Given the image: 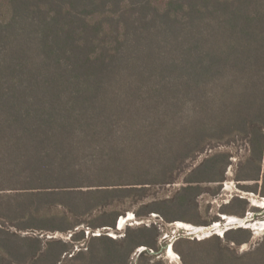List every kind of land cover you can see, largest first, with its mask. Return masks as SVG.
I'll use <instances>...</instances> for the list:
<instances>
[{
	"label": "trees",
	"instance_id": "obj_1",
	"mask_svg": "<svg viewBox=\"0 0 264 264\" xmlns=\"http://www.w3.org/2000/svg\"><path fill=\"white\" fill-rule=\"evenodd\" d=\"M230 170L264 198V0H0V264H130L141 247L135 264H161L157 227L91 234L128 211L210 226L200 197ZM252 239L173 249L264 264V236L239 251Z\"/></svg>",
	"mask_w": 264,
	"mask_h": 264
},
{
	"label": "rangeland",
	"instance_id": "obj_2",
	"mask_svg": "<svg viewBox=\"0 0 264 264\" xmlns=\"http://www.w3.org/2000/svg\"><path fill=\"white\" fill-rule=\"evenodd\" d=\"M228 181L222 184L221 190L218 194L213 195L211 192L205 193L203 196L200 197V204L203 210H208L209 215L211 217H218L220 220L213 222L210 226H197L191 223H186L182 221H177L173 223H165L161 218L158 217L156 214L150 215V217H145L142 219H138L135 217L133 211H128L124 213L122 216L118 218L117 227L115 230L110 228H103L100 230H96L91 236H100V235H107L114 239H122L125 235V232L128 227H138V226H146V227H157L160 238L158 242V253L156 257L153 258L154 262H160L161 264H183L181 256L173 249V245L177 243L181 239H188L190 241H202L204 239L210 238L214 235L223 237L224 233L223 230L226 229L225 221L222 219L221 208L224 204L229 203L234 197H241L248 200L251 206L261 209V212H247L245 218L241 219H249L250 223H259L264 222V198L260 197V195H256L253 193H245L238 189L237 183L232 180V172L231 170L228 172ZM135 208V207H134ZM225 216V215H224ZM237 217V216H235ZM239 218V217H238ZM121 224V225H120ZM217 224H220L218 228H215ZM185 226V227H184ZM228 226V225H227ZM236 225H229V227L237 228ZM249 225L243 226L247 227L244 229H248ZM192 227V228H191ZM250 227V226H249ZM194 228V229H193ZM222 235H220V232ZM249 230L253 234V239L249 244L242 245L240 247V252H245L256 247L262 240L264 236V223L260 225L256 230L253 227H250ZM90 231H86V235L89 236ZM34 234V233H31ZM40 238H55V239H62L65 241L71 240V235H63V234H35ZM79 247V248H78ZM86 244H81L76 246L75 252L79 251L80 248H85ZM146 247H141L137 249V253H141L145 251ZM180 250H185L184 246L179 244ZM173 251L172 254L169 251ZM133 254L131 257L130 264L136 263V254ZM152 254V252H151ZM155 255V254H153ZM63 257V261L69 259L70 256Z\"/></svg>",
	"mask_w": 264,
	"mask_h": 264
},
{
	"label": "bare ground",
	"instance_id": "obj_3",
	"mask_svg": "<svg viewBox=\"0 0 264 264\" xmlns=\"http://www.w3.org/2000/svg\"><path fill=\"white\" fill-rule=\"evenodd\" d=\"M224 219L226 220V222H228L229 225H234V224H241L243 222V220L241 218H237V217H229V216H224ZM264 222H261V224L259 223H250L249 226L250 227H253L254 230H256L260 225H262ZM121 225V224H120ZM220 224H217L215 226V228H218ZM185 227V226H184ZM192 228V227H191ZM194 229V228H193ZM218 231V230H217ZM220 232V235H222V232L221 231H218ZM170 254L173 253V251H169Z\"/></svg>",
	"mask_w": 264,
	"mask_h": 264
},
{
	"label": "water",
	"instance_id": "obj_4",
	"mask_svg": "<svg viewBox=\"0 0 264 264\" xmlns=\"http://www.w3.org/2000/svg\"><path fill=\"white\" fill-rule=\"evenodd\" d=\"M225 216H227V215H225ZM222 219H223V221H225V227H226V229L223 230V233L225 234V232L228 231V230L231 229V228L229 227L228 222H226V220L224 219V215L222 216ZM242 220H243V222H242L241 224H234V225H236L237 228H247V227H243V226H246V225H249V224H250L249 219H242ZM227 225H228V226H227ZM236 226H235V227H236ZM249 228H250V227L248 226V229H249Z\"/></svg>",
	"mask_w": 264,
	"mask_h": 264
}]
</instances>
